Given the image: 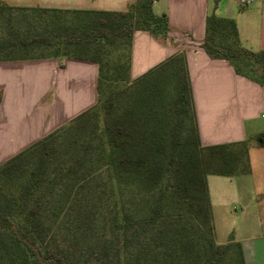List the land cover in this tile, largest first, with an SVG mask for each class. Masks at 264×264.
Wrapping results in <instances>:
<instances>
[{
  "label": "trees",
  "instance_id": "1",
  "mask_svg": "<svg viewBox=\"0 0 264 264\" xmlns=\"http://www.w3.org/2000/svg\"><path fill=\"white\" fill-rule=\"evenodd\" d=\"M13 9L55 17H86L85 32L66 30L63 35L8 41L9 48L17 49L9 50L0 61L65 58L95 63L97 103L0 165V264H77L68 249L49 237V225L43 220L47 189L69 170L50 166L53 143L61 132L80 129L98 105L101 85L110 80L105 76L110 67L103 55L109 53L112 41L122 37L130 41L135 31L165 38L167 18L154 15L152 0H134L125 12L18 8L0 3V10ZM200 48L210 59L226 61L236 75L264 88V51L243 49L232 19L208 16ZM129 61L124 65L127 73ZM171 64H177L180 70L177 103L188 114V137L180 140L183 123L175 122L169 147L165 148L158 122H146L144 113L150 107L143 104L144 97L105 125L108 152L104 162L119 183L137 181L144 190L154 192V201L141 217L129 211L117 215L111 225L115 244L102 241L95 245L89 249L85 264H112L120 259L123 264H220L230 251L235 256L234 264H245L238 242L232 238L225 244L215 242L207 177L248 174L249 146L246 141L207 147L200 144L184 51L150 69L138 81ZM146 88L144 85L140 94H145ZM148 96L147 92L145 98ZM255 139L256 147L264 148V133Z\"/></svg>",
  "mask_w": 264,
  "mask_h": 264
},
{
  "label": "crops",
  "instance_id": "2",
  "mask_svg": "<svg viewBox=\"0 0 264 264\" xmlns=\"http://www.w3.org/2000/svg\"><path fill=\"white\" fill-rule=\"evenodd\" d=\"M152 0L154 15L164 14L168 32L158 38L140 31L133 37L130 74L138 78L184 51L200 144L246 141L264 132L255 121L264 113V88L236 75L224 60L200 48L211 14L232 19L243 49L264 51V0ZM134 0H0L11 7L69 11L125 12ZM95 63L74 59L0 61V165L97 103ZM250 172L231 178L208 176L214 211L238 222L228 238L238 242L245 264H264V148L248 149ZM236 205V206H235ZM226 215V214H225ZM226 242V243H227ZM225 244V243H223Z\"/></svg>",
  "mask_w": 264,
  "mask_h": 264
},
{
  "label": "rangeland",
  "instance_id": "3",
  "mask_svg": "<svg viewBox=\"0 0 264 264\" xmlns=\"http://www.w3.org/2000/svg\"><path fill=\"white\" fill-rule=\"evenodd\" d=\"M87 24L84 15L55 17L37 11L0 10V58L9 50L17 49L7 46L10 40L36 35H63L66 30L85 32ZM136 32L140 31H135L130 41L125 37L112 41L109 53L103 55V61L109 63L110 67L105 76L110 80L103 81L101 85L98 105L80 129L74 132L73 129L65 130L56 137L49 158L50 166L56 169L65 166L69 170L47 189L43 220L49 225V237L54 243L68 249L70 258L77 264H85L89 249L100 242L115 244L116 234L111 225L117 215L129 211L135 217L142 216L154 201V192L144 190L137 181L119 183L112 169L104 162L108 152L105 125L112 117L130 109L138 98L144 97L143 104L150 107L144 113L146 122H158V132L163 134L165 148L169 147V133L175 122L183 123L180 140L189 134L186 123L188 114L177 103L180 75L177 64L167 65L144 80L138 81L140 76L132 78L131 49ZM39 48H35L37 52ZM128 58L127 73L124 65ZM144 85L147 86L146 93L140 94ZM147 92L148 99L145 98ZM262 126L264 113L255 121V127ZM255 138L247 137L249 148L256 146ZM233 206L226 207V215L214 211L212 224L217 244L227 242V230L232 223L236 227L239 225L230 218L234 214ZM234 258V253L230 251L220 264H234ZM120 261L112 264H123Z\"/></svg>",
  "mask_w": 264,
  "mask_h": 264
},
{
  "label": "built area",
  "instance_id": "4",
  "mask_svg": "<svg viewBox=\"0 0 264 264\" xmlns=\"http://www.w3.org/2000/svg\"><path fill=\"white\" fill-rule=\"evenodd\" d=\"M238 2H239L240 8L242 9L248 7L251 4V2L247 0H239Z\"/></svg>",
  "mask_w": 264,
  "mask_h": 264
}]
</instances>
